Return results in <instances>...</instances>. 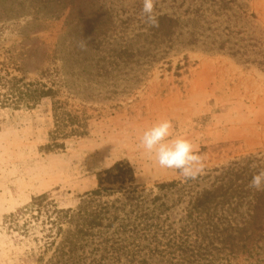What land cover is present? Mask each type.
<instances>
[{"label":"trees","instance_id":"1","mask_svg":"<svg viewBox=\"0 0 264 264\" xmlns=\"http://www.w3.org/2000/svg\"><path fill=\"white\" fill-rule=\"evenodd\" d=\"M37 2L69 11V61L82 58L93 90L104 98L133 94L154 68L177 56L186 60L189 52L225 55L264 72V23L253 0H156L158 27L123 10L122 35L115 33L116 7L106 9L98 0ZM142 6L139 0L140 13ZM79 31L81 47L75 37L71 41ZM13 65L0 56V108L31 109L52 98L49 149H64L68 138L88 134L86 111L61 99V93L77 95L71 70L49 69L46 80H31ZM261 168L264 152L251 153L206 166L196 179L180 175L148 188L122 161L100 174L97 187L76 206L62 207L45 193L7 219L39 246L27 264H264V191L247 187Z\"/></svg>","mask_w":264,"mask_h":264},{"label":"rangeland","instance_id":"2","mask_svg":"<svg viewBox=\"0 0 264 264\" xmlns=\"http://www.w3.org/2000/svg\"><path fill=\"white\" fill-rule=\"evenodd\" d=\"M98 2L106 9L116 7L117 35L124 32L128 16L123 10L141 17L139 0ZM39 4L0 0V56L14 64L16 74L31 80H46L44 72L49 69H61L64 75L71 70L69 79L77 95L61 93V99L68 100L70 109L86 111L88 134L68 138L64 149H49L52 98L31 109L0 108V264H27L39 255L33 236L22 235L7 219L26 211L35 196L48 193L60 206L74 207L81 195L97 187L100 174L122 161L133 167L135 181L148 188L179 178L177 171L160 168L139 146L143 131L157 121L171 120L174 135L198 147L205 167L264 152L261 70L225 55L189 52L186 60L181 55L154 68L133 94L104 98L93 90L82 58L69 61V11ZM252 7L264 23V0H253ZM136 19L133 24H138ZM81 31L71 39L75 37L78 47L85 45ZM259 254L264 259V247Z\"/></svg>","mask_w":264,"mask_h":264},{"label":"clouds","instance_id":"3","mask_svg":"<svg viewBox=\"0 0 264 264\" xmlns=\"http://www.w3.org/2000/svg\"><path fill=\"white\" fill-rule=\"evenodd\" d=\"M155 5L156 0H143L141 9L144 23L151 27H158ZM139 146L160 168L175 170L185 180L196 179L205 170V157L191 140L174 135L171 120L157 121L145 129L139 137ZM247 187L255 192L264 191V168L252 175Z\"/></svg>","mask_w":264,"mask_h":264}]
</instances>
